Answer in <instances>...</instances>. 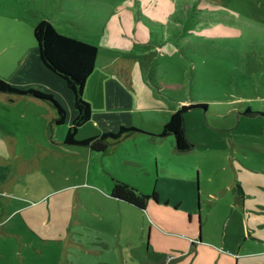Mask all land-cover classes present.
Wrapping results in <instances>:
<instances>
[{"label": "crops", "instance_id": "1", "mask_svg": "<svg viewBox=\"0 0 264 264\" xmlns=\"http://www.w3.org/2000/svg\"><path fill=\"white\" fill-rule=\"evenodd\" d=\"M133 11L136 14L137 9ZM134 17H125V26L122 25L123 20L117 19V25L124 28L131 26L134 30L137 22ZM163 19V30L158 35L160 42L156 40L158 46L152 47L164 50L175 38H171L168 32L166 34V24L168 31L170 28L175 32L174 29L180 27L177 23L171 24L168 16H163ZM143 30L147 31L146 26ZM112 34L121 37L130 35L123 28ZM134 40L148 44L144 37ZM111 43V48L100 50L95 70L86 84L84 96L92 107V116L78 129L77 139L98 138L105 133L118 132L122 127L137 131L112 143L103 152L94 151L89 146L65 144L68 130L77 117L74 94L66 81L45 66L37 47L33 58L25 59L8 74L0 75V79L16 88L34 89L53 96L67 114L65 123L57 125L58 112L51 104L32 96L0 92V100L7 106L17 100H26L27 105H40L44 111L40 115H0V197L5 200L0 203L8 208L1 216L0 232L3 237L18 235L23 240V235L17 234V227L12 224L19 218L27 227L26 231L35 234L41 243L69 239L80 250L101 254L96 251V247H100L97 243L81 241L80 236L86 229L83 228L79 235L76 224H73H81L82 221L76 217H96L111 211L114 214H125L126 211L129 215L135 210L149 217V225L141 221L137 231L144 236L146 227H149L151 239L154 230L159 229L155 226V219L164 227L177 228L186 224L192 228L197 223L196 232L191 237L199 244L210 240L211 243L216 241L224 245L229 234L235 235L238 223H241V238H236V243L229 246L227 255L236 264H264L263 170L256 168L250 172L245 166L233 164L237 175L243 177L241 185L232 187L237 192L229 196L227 190L232 189L217 188L204 192L203 198L201 171L200 181L196 176L195 145L192 143L191 150L182 152L177 148L175 136H162V131L171 115L183 105L204 102L194 97L185 102L187 94L184 93L187 91L184 86L171 84L168 78L163 79L153 66L139 67L133 62L134 53H123L117 49L134 48L133 43L122 38H113ZM139 45L143 47L145 44ZM119 60L126 62L121 64ZM167 77L171 76L168 74ZM196 110L202 109L191 111ZM247 111L251 112L250 108ZM195 116L196 119L200 117ZM50 130L52 138L49 137ZM186 132L189 138L187 129ZM45 140L48 142L45 143ZM116 181L129 184L145 194L157 192L158 201H151L146 209H140L115 199L112 190ZM252 188L256 191L254 194L250 193ZM236 194L239 195L237 200ZM15 204L17 208L10 212V207ZM176 217H179L178 220L174 219ZM174 221L179 222L175 224ZM101 224L105 227L104 222ZM222 226L226 236L221 234L219 227ZM207 229H211L212 234L207 235ZM123 231H126L125 227L120 232ZM89 232L97 234L98 231L96 227H90ZM112 232L113 227L109 228L111 237Z\"/></svg>", "mask_w": 264, "mask_h": 264}, {"label": "rangeland", "instance_id": "2", "mask_svg": "<svg viewBox=\"0 0 264 264\" xmlns=\"http://www.w3.org/2000/svg\"><path fill=\"white\" fill-rule=\"evenodd\" d=\"M177 1H185L192 8L198 3L197 0ZM201 4L202 10L190 16L188 23L186 18L185 22L178 23L180 28L175 32L170 28L168 31L166 24V34L168 32L171 38H175L163 50L152 47L160 42L158 35L163 30V17L156 18L144 12L139 18L141 7L137 0H0V75L8 74L25 59L33 58L37 47L34 28L44 19L60 33L87 41L100 50L111 48L113 38L127 40L134 44V48L117 49L134 53L133 62L139 67L153 66L163 79L184 86L187 91L184 93L187 94L185 102L194 97L209 106L207 112L196 110L185 114V126L196 147V176L200 181L201 171L203 179L201 196L204 198V192L217 188L232 189L243 182L233 164L245 166L250 172L259 168L264 174V0H205ZM131 9H137L134 30L131 26L123 27L127 18L120 15ZM122 16L123 26L119 27L117 19L121 20ZM171 24L175 25L174 22ZM122 28L130 35L112 34ZM136 37L147 38L148 44L138 42L145 44L142 47L134 40ZM165 43L168 44V40ZM123 62L126 61H120ZM168 74L171 77H167ZM83 98L86 100L85 96ZM27 103L26 100H17L7 106L0 100V115H40L44 112L40 105L32 103L29 106ZM249 108L251 113L247 112ZM195 115L200 117L196 119ZM49 137H53L51 130ZM234 192H237L235 187L227 190L229 196ZM255 192L254 188L250 189L251 194ZM238 197L236 194V200ZM1 201H5L3 197H0ZM17 206L12 205L10 212ZM6 209L0 203V222ZM124 213L111 211L96 217H76L82 221L73 224H76L79 235L83 228L86 229L80 236L81 241L97 243L100 247H96V251L101 254L80 250L69 239L41 243L16 218L12 224L17 227V234L23 235V240L18 235L4 238L0 232V264H236L227 255V250L236 243V238H241V223H238L236 234L230 233L226 238V244L212 241L219 244L217 246L210 240L199 244L191 237L196 232L197 223L192 228L185 224L186 230L183 226L164 227L155 219V226L159 229L154 230L151 239L149 227H146L144 236L137 231L141 221L149 225L148 216L135 210L129 215L126 211ZM121 226L126 231L120 232ZM90 227H96L97 234L90 233ZM112 227L111 237L109 228ZM219 229L222 236H226L223 226ZM209 234H212L211 229H207Z\"/></svg>", "mask_w": 264, "mask_h": 264}, {"label": "trees", "instance_id": "3", "mask_svg": "<svg viewBox=\"0 0 264 264\" xmlns=\"http://www.w3.org/2000/svg\"><path fill=\"white\" fill-rule=\"evenodd\" d=\"M197 1L198 3L195 2V8H192L189 3L185 1L179 3L177 0H165V2H160L158 0H137L139 7H141L139 10V18H141V14L146 12L144 14H149L153 17L168 16L171 22L177 23V25L178 23L185 22L186 19L188 23L190 16L202 10L200 5H202L201 3L205 0ZM133 10L134 9H131L128 12L124 11L123 14L120 15L128 18L131 16L133 17V15H135ZM182 18L184 21H181ZM123 25H126L125 22H123ZM175 29L174 31H176ZM34 37L42 62L54 74L66 81L68 88L74 94L77 117L68 130L64 140L65 144L89 146L94 151L103 152L112 143L118 142L130 133L137 131L135 128L122 127L118 132L105 133L98 138L79 141L77 139L78 129L86 124L92 116V107L83 96L86 84L95 70L100 49L87 41L60 33L55 26L46 19L41 20L35 26ZM0 92L13 95L32 96L45 101L51 104L58 112V118H56L55 123L57 125L65 123L66 111L55 98L49 94L34 89L21 90L2 79H0ZM200 108L202 110H207V104L183 105L178 111L171 115L169 122L164 126L162 136L174 135L177 148L182 152L189 151L193 147L186 132L185 114L188 111ZM247 112L251 113L250 111ZM112 196L115 199L140 209H146L151 201H158L157 192L150 195L145 194L137 188L120 181L114 183Z\"/></svg>", "mask_w": 264, "mask_h": 264}]
</instances>
